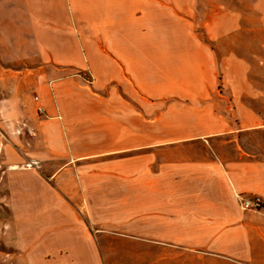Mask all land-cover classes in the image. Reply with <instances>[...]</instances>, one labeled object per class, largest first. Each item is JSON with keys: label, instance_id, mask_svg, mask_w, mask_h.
<instances>
[{"label": "crops", "instance_id": "crops-1", "mask_svg": "<svg viewBox=\"0 0 264 264\" xmlns=\"http://www.w3.org/2000/svg\"><path fill=\"white\" fill-rule=\"evenodd\" d=\"M149 1L0 0L1 33L39 56L18 71L34 82L35 147L14 151L0 130L18 236L61 264H102L103 229L158 246L154 264L190 252L264 264V212L238 199L264 203V157L237 137L264 130V28L203 21L204 41L188 12ZM23 106L3 101L0 113ZM221 140L235 152L216 153ZM25 160L57 169L43 176Z\"/></svg>", "mask_w": 264, "mask_h": 264}, {"label": "rangeland", "instance_id": "rangeland-1", "mask_svg": "<svg viewBox=\"0 0 264 264\" xmlns=\"http://www.w3.org/2000/svg\"><path fill=\"white\" fill-rule=\"evenodd\" d=\"M164 8H175L179 12H188L195 24V33L200 40L208 41L204 33L203 21H210V28H264V0H150V7H154L159 2ZM158 2V3H157ZM0 10V30L4 28L5 18ZM238 25H237V24ZM73 26L78 27L77 20ZM80 28H73L78 31ZM80 32V31H79ZM94 35V31L92 32ZM6 36V37H5ZM77 38L79 37L76 32ZM9 34H2L0 31V103L24 105V112L14 114L11 112L0 113V128L3 136L2 140L8 144L7 138H13L14 151H25L32 149L35 145L30 128L34 125L37 115L32 111L34 107L33 81L28 80L25 75L27 70L37 67L39 56L34 49H13L11 47ZM212 42V39H211ZM213 45V43H211ZM215 44V43H214ZM218 50V49H217ZM27 53L20 63V52ZM73 51L77 50L74 48ZM34 62V63H33ZM21 71V72H18ZM89 81L88 75L79 74ZM31 105V106H30ZM11 132H14L12 134ZM12 135V136H11ZM10 136V137H9ZM234 135H228L224 138H230ZM240 145L249 153L264 157V130L255 133H240L238 136ZM211 147L218 154L230 156L235 152L234 143H224L215 141ZM191 152H200L201 148H193ZM27 156V155H24ZM31 167L27 168V165ZM22 169L36 170L41 175L55 171L57 168L52 165L42 167L38 161L25 160L20 164ZM4 167L0 166V264H61L64 259L61 256H50L44 254L41 249V243L35 241H24L18 236L17 230L19 224L16 223V216L11 208L9 199V190L5 185L2 172ZM72 179L74 177L72 176ZM52 184V181L50 182ZM74 202L79 203L80 199L72 198ZM76 204V205H77ZM77 209V208H76ZM78 216L88 223V213L77 209ZM89 224V223H88ZM104 227V226H103ZM102 227V229H103ZM96 233L95 243L100 250L102 264H154L156 259V250L158 246L151 242L128 241L123 240L121 236L112 234L114 232L104 230ZM27 248L34 249L31 255H27ZM161 263L170 264H233L228 261H219L213 257L201 261L194 252L187 255H179L176 261L170 258L164 259Z\"/></svg>", "mask_w": 264, "mask_h": 264}, {"label": "built area", "instance_id": "built-area-1", "mask_svg": "<svg viewBox=\"0 0 264 264\" xmlns=\"http://www.w3.org/2000/svg\"><path fill=\"white\" fill-rule=\"evenodd\" d=\"M38 112L42 113L41 109H38ZM31 167V165H27V168ZM239 205L243 210L246 211H262L264 212V203L258 197L253 198H242L238 196Z\"/></svg>", "mask_w": 264, "mask_h": 264}]
</instances>
